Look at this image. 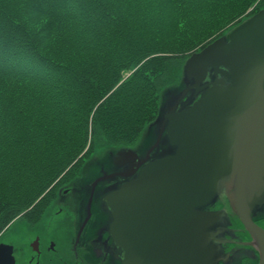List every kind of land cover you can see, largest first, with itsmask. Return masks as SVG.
Masks as SVG:
<instances>
[{"label": "trees", "instance_id": "trees-1", "mask_svg": "<svg viewBox=\"0 0 264 264\" xmlns=\"http://www.w3.org/2000/svg\"><path fill=\"white\" fill-rule=\"evenodd\" d=\"M253 6L264 0H0V232L38 218L93 150L138 142L162 88L210 43L216 20L201 17Z\"/></svg>", "mask_w": 264, "mask_h": 264}, {"label": "water", "instance_id": "water-1", "mask_svg": "<svg viewBox=\"0 0 264 264\" xmlns=\"http://www.w3.org/2000/svg\"><path fill=\"white\" fill-rule=\"evenodd\" d=\"M184 73L191 84L163 117L146 160L162 137L169 153L142 161L105 198L113 242L124 264H213L208 230L224 213L202 209L218 193L230 195L231 183V206L264 264V230L252 217L264 205V10L191 55ZM12 253L0 244V264H15Z\"/></svg>", "mask_w": 264, "mask_h": 264}, {"label": "flooded vegetation", "instance_id": "flooded-vegetation-1", "mask_svg": "<svg viewBox=\"0 0 264 264\" xmlns=\"http://www.w3.org/2000/svg\"><path fill=\"white\" fill-rule=\"evenodd\" d=\"M209 81L211 80H207L206 83ZM197 98H194V101ZM192 99L191 94L187 95L188 101ZM131 150L132 146H126V149L118 156L111 158L106 163H101L102 166L99 172H111L110 169L114 172L100 176L95 175L94 177H97L93 180H91V177L88 178V176L83 175L84 169L80 167L78 175L73 176L67 183L63 184L64 187H61L62 189L57 191L52 200L47 202L38 218L34 219L33 216L23 215L21 221L25 224V228L21 238L26 240L29 231H33L45 222L49 223L48 220H55L63 215L65 212L63 208L69 195L71 192L76 194V191H72L73 185L78 179H86L87 182L84 185L88 188V193L85 195L86 198L84 197L79 203L77 202L76 206L77 210L82 207L84 218L79 229V242L75 243V246H77L74 250L75 259L73 261L68 262L60 259L56 262L54 260V256L57 254L55 243L49 242L47 244L46 240L40 235H35L33 239H27L23 246L19 248L14 244L0 243L12 247L15 264L20 263V259L23 260L24 264H41L42 262L43 264H124L123 251L113 242L110 234L112 217L105 198L115 192L121 185L133 179L143 165L141 164L142 161H144V164L152 161V153L149 154L147 160V155L141 159L135 153L138 158L129 161L125 152ZM107 181L111 183L107 184ZM100 193H103V195L98 198ZM227 205L230 206V202L223 195H219L218 200H214L207 208L202 209V211L208 212L223 211L222 220L227 221L223 228L215 225L208 230L210 246L215 250L213 264H260L261 253L258 242L255 241L253 244L250 233L244 228L236 213L226 211ZM252 217L254 222L264 230V206L260 212H254ZM81 238H85L82 242V248L78 246L81 243ZM16 252L21 253L22 258L19 259Z\"/></svg>", "mask_w": 264, "mask_h": 264}, {"label": "rangeland", "instance_id": "rangeland-1", "mask_svg": "<svg viewBox=\"0 0 264 264\" xmlns=\"http://www.w3.org/2000/svg\"><path fill=\"white\" fill-rule=\"evenodd\" d=\"M254 11L250 10L249 13H247V16L245 14L242 16V17L245 16V18H242L241 20H240V18L237 20H234V21L232 20L233 22L232 21L226 22L227 20H225V19L223 22H220L219 15L211 16L209 18H206V16L204 15L201 18L205 19V20H203L200 23H204L206 26L209 24L208 21H211L213 19L216 20V23H214L212 25V29H211V32H213V33L210 32L211 33L210 34V33L203 31L204 33L207 34L206 35L207 37L205 40L211 43V42H213L212 41L213 37L216 35H219L220 33L221 34L219 35V37L220 36L222 37V35L227 36L230 30L235 28L238 24H241V22L247 20V18L251 17ZM258 11H256V12H258ZM221 19H223V18H221ZM230 19H231V17H229L228 20H230ZM239 20H240V22H239ZM184 24H185V22L181 23V26H179L178 28L182 29ZM197 25L198 24L191 25L190 31H187L185 33H188L189 35H192L194 37H200L199 32L195 33V30L199 29V27ZM216 25L218 26V28L220 30H218V31L215 30ZM163 34H168V33H163ZM184 36H186V34H184ZM224 38H227V37H224ZM177 43L178 42H176L175 44H177ZM208 44H206V45H208ZM201 49L202 48L196 49V51H194L193 54L199 52ZM171 51L172 52L176 51V47L174 45L171 46ZM190 57H191V55L188 56V58L185 60L184 64L182 65L181 71L178 75V79L176 80V82L169 84L168 86L162 88L160 95H159L157 112L155 114L153 121L150 124H148V126L144 129V131L142 132L143 134L140 137V139L138 140V142L132 146L131 151L138 154V156L141 159L144 158L145 155H147L146 153H148L149 150L151 149V147L154 145V143L158 137V133L160 131V124L163 120V117L176 104V102L178 101L182 91L187 86H189L191 84V80L188 79L184 73V67H185L186 61ZM186 100H187V96L182 99V101L180 102V104L178 105L177 108H179V106H181L183 104V102H185ZM161 148H163L164 151H162ZM125 149H126V146H124V147L118 146V147H106L103 149L93 150L87 157H83V159H81L82 160L81 168L83 167V169H84L83 175L88 176V178L91 177V180H93L97 176H100L102 174L114 172V170H112V169H110L111 172H107V173H106V171L105 172H99L100 167L102 166L101 163H106V161H109V160H111V158L118 156ZM169 151H170V149H168L166 140H165V138L162 137V141H161L159 147L154 152L153 151L151 152L153 155L151 157V159L154 160V159H157L159 157H162L163 155L169 153ZM95 175H97V176L94 177ZM63 177H64V175L62 174V176H60V178H58V180H56V182L51 185L50 190L51 189L53 190V189H55L56 186H58L56 188L54 194H52L51 197L55 196L57 191L64 187L63 184L67 183L72 178V177H70V178L63 180ZM85 182H87V180L84 178H83V180L78 179L77 182L73 185L72 191H76V194H73V192H71V194L69 195V198L67 199L65 206L63 208V211H65V212L63 213V215L60 218L55 219V220L54 219L48 220L49 223L48 222L43 223V225H41L40 227L34 229L33 231H29L28 235L26 236L28 240H31L34 238L35 235H40L43 239L46 240L47 244L49 242L55 243V246L57 249V254H56V256H54V260L56 262L59 261L60 259L68 261V262L73 261L75 259L74 258V250L77 246V245L75 246V243L79 242L78 241V235H79V231H80L79 229L81 228V223H82V220L84 218V214L82 212V207L79 206L80 209L77 210L76 206H77V202L79 203V201H81L84 197L86 198L85 195H87V193H88V188L85 187V185H84ZM110 183H111L110 181H107V184H110ZM67 187H69V186L67 185ZM232 187L233 186L231 183L228 184V193L230 195H232ZM102 195H103V193H100L98 195V198H100ZM219 195H223V192L218 193L215 200H218ZM50 200H52V198ZM226 211L227 212H231V211L235 212L234 209L228 205H227ZM223 221L225 222V220H223ZM226 223H227V221H226ZM18 226L19 225L15 224L11 228L10 231H8L4 235L0 236V243L6 242V243L14 244L17 248L22 247L27 239L24 240L23 238L17 236L21 232V231L16 232L17 228H15V227H18ZM226 230H227V228H226ZM21 235L23 237V232H21ZM2 238H3V240H2ZM76 239H77V241H76ZM84 239L85 238H81V241H80L81 243L78 245V246H81V248L83 247L82 242L84 241ZM252 242H253V244L255 242V240H253V237H252ZM16 254L18 255L19 259L22 258L21 253L16 252ZM19 262L20 263H18V264H24L22 259H20ZM21 262H23V263H21ZM41 264H43V262Z\"/></svg>", "mask_w": 264, "mask_h": 264}, {"label": "bare ground", "instance_id": "bare-ground-1", "mask_svg": "<svg viewBox=\"0 0 264 264\" xmlns=\"http://www.w3.org/2000/svg\"><path fill=\"white\" fill-rule=\"evenodd\" d=\"M254 8V6L253 7H251L249 10H251L252 11V9ZM249 10H248V12L247 13H249ZM247 13H245V15L247 16ZM244 18H245V16H244ZM241 20V19H240ZM231 31V30H230ZM230 31H229V33H230ZM228 33V34H229ZM223 36H225V35H223ZM225 37H228V35L227 36H225ZM162 149V151H164V149L163 148H161ZM251 187L249 186L248 187V189H250ZM233 191V190H232ZM223 196H224V198L228 201V202H230V199H229V197L230 198H232V196L231 195H226V193L225 192H223ZM230 206H231V202H230ZM232 207V206H231ZM19 219V220H18ZM23 219V214H21V215H19V216H17L15 219H14V221L13 222H10L1 232H0V236H2V235H4L5 233H7L8 231H10L11 230V228L16 224V225H19L18 227H15V228H17V230H16V232L17 231H21V232H23V229L25 228V224L21 221ZM20 221V222H19ZM225 224H226V220H225V222L223 221V220H220L219 221V223L218 224H216V227H221V228H223L224 226H225ZM14 228V229H15ZM13 229V230H14ZM12 230V231H13ZM223 230V229H222ZM21 232L17 235V236H19V237H21L22 235H21ZM2 240H3V238H2ZM8 242V241H7Z\"/></svg>", "mask_w": 264, "mask_h": 264}]
</instances>
